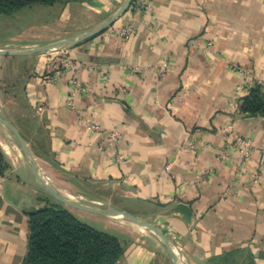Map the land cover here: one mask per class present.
I'll return each instance as SVG.
<instances>
[{"label": "crops", "instance_id": "1", "mask_svg": "<svg viewBox=\"0 0 264 264\" xmlns=\"http://www.w3.org/2000/svg\"><path fill=\"white\" fill-rule=\"evenodd\" d=\"M123 1L58 2L57 20L89 31ZM69 53L70 68L50 54H0V114L42 175L66 196L155 224L183 264H264V115L239 105L264 84V0H145ZM79 64L89 90L73 97ZM230 129L252 141L247 158ZM45 196L0 122V264H24ZM144 231L116 264H180Z\"/></svg>", "mask_w": 264, "mask_h": 264}, {"label": "trees", "instance_id": "2", "mask_svg": "<svg viewBox=\"0 0 264 264\" xmlns=\"http://www.w3.org/2000/svg\"><path fill=\"white\" fill-rule=\"evenodd\" d=\"M63 1L66 0H0V13L11 14L33 4ZM239 105L245 115H264V84L255 82ZM44 236L52 241L46 254L39 243ZM124 251L119 235L81 220L63 202H56L30 216L29 250L24 264H116Z\"/></svg>", "mask_w": 264, "mask_h": 264}, {"label": "rangeland", "instance_id": "3", "mask_svg": "<svg viewBox=\"0 0 264 264\" xmlns=\"http://www.w3.org/2000/svg\"><path fill=\"white\" fill-rule=\"evenodd\" d=\"M65 2L66 1H63L64 4ZM118 9L114 10V12H112V15L117 12ZM60 12V5L58 3H55L51 5L33 4L11 14L0 13V44L2 45L8 42L11 44L10 46H6L7 49L21 50V44L34 42L37 44V46L35 47L37 48L54 43L67 42L68 40L75 39L80 35L84 34L85 32H88L82 31L80 30V28H74L70 20L67 19L65 16L57 20V17L59 16ZM100 23H96L95 25L90 26L91 30L97 27ZM14 37L17 38L14 39ZM70 48L71 46L64 47L63 49L58 50L42 51L39 53L50 54V56H52L54 59L59 60V58L64 55L71 56L69 53ZM0 49H3L2 46H0ZM43 188L46 194L45 197L47 198L46 204L44 206H46L47 204H54L56 202H60L59 200L55 199L53 195L49 193L44 186ZM78 201L83 204L93 205L82 200ZM64 206L67 207L77 217L81 218V220L83 219L86 222L88 221L90 223H94L97 226L101 227L99 229L104 228L106 230H109L111 233L119 235L125 247L124 254L120 259H122L124 255H126V252L129 248L135 246L136 243L141 244L142 238L139 237L137 232V230H139V227L141 226L132 221L114 216H105L80 210L72 206L66 205L65 203ZM135 228H137V230ZM144 232L147 233L148 231ZM148 234L150 233L148 232ZM47 237L50 238L49 236ZM39 243L41 248H43L42 250H44V252H42L44 254L49 253V250L52 247V241L46 240L44 236L39 239ZM163 249L166 250L165 247H163ZM175 259L179 261L178 254H176ZM179 263L183 264L181 262V259Z\"/></svg>", "mask_w": 264, "mask_h": 264}, {"label": "water", "instance_id": "4", "mask_svg": "<svg viewBox=\"0 0 264 264\" xmlns=\"http://www.w3.org/2000/svg\"><path fill=\"white\" fill-rule=\"evenodd\" d=\"M132 2L133 0H125L123 4L120 6V8L117 10V12H115L112 16L102 21L97 27L93 28L92 30L88 32H85L84 34L80 35L79 37L75 39L68 40L67 42H59V43H54V44L41 46L37 48H30V49H21V50L0 49V54L2 55H28V54L39 53L42 51L58 50V49H63L64 47L74 46L84 40H87L91 37L98 35L99 33L106 30L108 27H110L120 16H122L124 13L128 11ZM0 122L3 123L14 134L18 143L20 144L22 151L28 157V160L31 164L32 169L34 170V173L37 179L47 189V191L53 195L55 199L59 200L60 202L65 203L66 205L72 206L80 210H84V211H88V212H92V213H96L100 215H105V216H114V217L123 218L129 221H132L138 224L139 226H141L143 229L153 232L161 240V242L166 246V248L172 253L174 258H176V254H178L179 256H182V252L180 248L178 247V245L155 224L139 216H136L128 211L110 207V206H95V205L83 204V203H80L78 200H74L62 194L61 192H59L42 175L38 167V163H37L35 156L31 152L28 144L26 143L24 138L20 135L16 127L1 114H0ZM184 263L188 264L186 260H184Z\"/></svg>", "mask_w": 264, "mask_h": 264}, {"label": "built area", "instance_id": "5", "mask_svg": "<svg viewBox=\"0 0 264 264\" xmlns=\"http://www.w3.org/2000/svg\"><path fill=\"white\" fill-rule=\"evenodd\" d=\"M145 6V0H133L130 9L134 12L141 11ZM134 32L133 28L131 26L124 27L120 30H118L117 34L121 36L122 38H128L132 33ZM73 59L69 55H64L59 58L58 64L61 66V68H70L73 65ZM82 64H79L76 67V73L74 75V78L72 80V95L75 97L77 94H83L88 92V83H86L81 77H80V71L82 68ZM92 128H97V126L92 125ZM227 133L232 138V141H230V146L234 147L237 146L240 148V152L243 158H247L250 155L251 147H252V141L249 138L243 137L239 133H237L234 130H227Z\"/></svg>", "mask_w": 264, "mask_h": 264}, {"label": "bare ground", "instance_id": "6", "mask_svg": "<svg viewBox=\"0 0 264 264\" xmlns=\"http://www.w3.org/2000/svg\"><path fill=\"white\" fill-rule=\"evenodd\" d=\"M68 197H70V198H72V199H74V200H77L74 196H72V195H67ZM141 228V230H143V228L142 227H139V229Z\"/></svg>", "mask_w": 264, "mask_h": 264}]
</instances>
